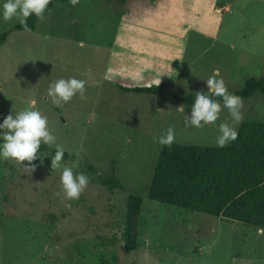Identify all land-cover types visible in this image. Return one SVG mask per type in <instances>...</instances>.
<instances>
[{"label": "rangeland", "instance_id": "374dc122", "mask_svg": "<svg viewBox=\"0 0 264 264\" xmlns=\"http://www.w3.org/2000/svg\"><path fill=\"white\" fill-rule=\"evenodd\" d=\"M53 1L32 30H12L0 45V122L12 109L40 111L67 154L61 168L72 167L89 182L78 199L65 200L61 168H51L55 147L43 143L31 172L23 163L0 160V264H264V235L257 236L255 227L147 196L161 147L153 137L171 126L175 142L217 146L219 123L231 122L227 109L221 108L213 124L186 127L183 117L190 116L191 106L168 94L116 87L114 82L125 84L108 71L116 55L123 56L111 46L130 0ZM223 1L217 0V7ZM16 23L0 21V32ZM226 42L237 50H229ZM209 43L199 39L188 47L187 66L178 74L182 83L171 84L173 92L207 91L205 79L214 68L226 74V89L263 75L264 0H233L217 40ZM193 54L195 61L188 65ZM61 77L83 80L84 93L57 107L46 90ZM241 100L239 124L264 122V94ZM180 106L184 113L177 111ZM112 167L123 190L98 181ZM128 193L143 199L134 250L121 238Z\"/></svg>", "mask_w": 264, "mask_h": 264}, {"label": "trees", "instance_id": "16d2710c", "mask_svg": "<svg viewBox=\"0 0 264 264\" xmlns=\"http://www.w3.org/2000/svg\"><path fill=\"white\" fill-rule=\"evenodd\" d=\"M53 3L50 0L46 10L52 8ZM36 19L29 16L27 28L18 22L12 28L1 31L0 45L5 43L12 30H32ZM114 83L124 92L168 94L186 106H191L197 92L175 93L169 81L132 86ZM227 90L240 98L250 97L255 92L264 94V72L260 77H246L239 88ZM214 99L222 102L220 97ZM237 133L236 139L224 147L187 145L175 141L170 146L161 145L147 190L148 198L236 220L256 229L264 227V122L242 121ZM54 153L55 148H52L50 154ZM66 155L64 152L63 158ZM38 160L39 155L25 163L35 164ZM98 181L108 188L123 190L114 167L108 176H98ZM125 203L121 238L126 249L134 250L139 245L137 226L143 199L138 194L128 193Z\"/></svg>", "mask_w": 264, "mask_h": 264}, {"label": "clouds", "instance_id": "9594fccd", "mask_svg": "<svg viewBox=\"0 0 264 264\" xmlns=\"http://www.w3.org/2000/svg\"><path fill=\"white\" fill-rule=\"evenodd\" d=\"M78 0H69L76 4ZM50 0H0V21L17 20L21 26L27 28V18L35 16L44 18V13ZM207 91L195 92V98L191 104L190 116L184 113V107L177 108L178 112L184 113L183 122L186 127L200 128L204 124H213L218 120L221 108L227 109V119L218 125V135L215 144L224 147L237 137L235 125L242 120V100L240 96L230 93L222 78L217 73L211 74L205 79ZM83 80L75 77L67 79L61 77L49 82L46 96L54 106L59 107L69 101L74 95L84 93ZM215 97L222 100L218 102ZM174 130L170 126L159 136L153 139L162 146H170L174 141ZM54 146L55 153L51 155V168H61L64 148L57 143V137L53 130L48 127L47 117L34 108L13 110L0 122V160H12L31 172L35 165L30 163L38 156L41 144ZM89 182V177L82 173L74 174L72 167L64 166L60 171V189L65 200L78 199L81 192ZM59 195V193H57ZM70 207V205H66ZM256 235H264V227L256 229Z\"/></svg>", "mask_w": 264, "mask_h": 264}, {"label": "crops", "instance_id": "0c3cea01", "mask_svg": "<svg viewBox=\"0 0 264 264\" xmlns=\"http://www.w3.org/2000/svg\"><path fill=\"white\" fill-rule=\"evenodd\" d=\"M216 1L130 0L113 36L111 51L115 48L123 58L116 55L111 61V79L125 85H151L167 80L171 84L182 83L178 74L187 66L184 63L188 47L199 39H208L212 45L218 38L222 15L233 2L225 0L217 7ZM226 45L231 51L237 50L232 43ZM194 61L193 54L188 65ZM212 72L227 80L219 69Z\"/></svg>", "mask_w": 264, "mask_h": 264}]
</instances>
